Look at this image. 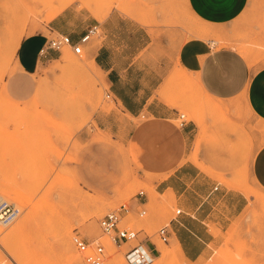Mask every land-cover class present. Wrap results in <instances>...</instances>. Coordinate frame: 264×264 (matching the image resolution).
<instances>
[{
	"label": "rangeland",
	"instance_id": "rangeland-1",
	"mask_svg": "<svg viewBox=\"0 0 264 264\" xmlns=\"http://www.w3.org/2000/svg\"><path fill=\"white\" fill-rule=\"evenodd\" d=\"M250 2L256 10L245 23L254 31L237 38L248 39L240 51L257 69L264 66V0ZM63 8L98 22L100 14L114 9L125 17L139 16L153 24L151 35L161 40L170 62L187 39L219 42L183 0H0V202L19 211L11 224H0V264H70L60 246L65 230L81 264L83 257L71 241L74 234L101 244L107 264H126L124 254L135 243L116 246L99 227V220L121 205L133 209L120 227L140 231L138 240L147 242L152 264H186L172 240L165 245L155 236L182 208L167 194L155 193L156 179L142 165V157L149 156H142L129 138L130 130L146 118L121 114L106 97L103 76L84 49L76 55L63 48L60 58L31 75L17 70L14 57L21 39L46 32L44 25ZM64 54L67 62L61 60ZM186 78L174 65L165 94L185 122L196 127L184 161L193 162L219 189L210 195L205 213L244 214L241 226L232 229L217 253L212 248L205 264H264V191L250 177L251 160L264 145V123L253 118L243 98L207 100L184 84ZM180 122L172 123L180 129ZM140 191L146 204H136ZM141 209L143 217L137 215ZM6 234L10 240L3 246Z\"/></svg>",
	"mask_w": 264,
	"mask_h": 264
},
{
	"label": "crops",
	"instance_id": "crops-1",
	"mask_svg": "<svg viewBox=\"0 0 264 264\" xmlns=\"http://www.w3.org/2000/svg\"><path fill=\"white\" fill-rule=\"evenodd\" d=\"M149 1L159 4L164 0ZM183 3L189 13L211 28L218 43L213 45L201 38L187 39L178 45L170 62L161 40L155 41L151 35L153 24L142 21L139 16L125 17L116 9L100 14L97 8L96 13L101 15L98 22L94 18L86 20L80 13L65 7L44 25L47 33L24 35L14 60L18 71L34 74L40 65L62 55L53 51L42 55L48 39L66 35L78 43L87 30L96 28L82 48L102 74L106 95L121 114L134 119L146 118L130 130L129 138L142 151V156H149L142 157V165L156 179L153 181L155 193L167 194L182 208V213L169 223L171 245L178 247V255L186 264H205L210 260L212 248L217 253L232 229L241 226L244 214L205 213L210 195L219 193V189L193 162L184 161L191 152L196 127L193 122H184L180 129L174 127L172 122L180 114L173 100L165 94L166 81L175 65L180 73L188 76L184 84L207 100L243 98L253 118L264 123V67L250 66L240 51L241 44L248 39L237 38L239 33L251 36L254 31L253 26L245 23L256 10L253 2L183 0ZM151 46L157 50H147ZM226 71L232 75L224 82ZM202 175V182L198 181ZM250 177L253 184L264 191V145L251 160ZM146 200L144 194L141 199L136 198V203L143 205ZM238 232L242 238L243 231ZM144 243L147 245L146 241Z\"/></svg>",
	"mask_w": 264,
	"mask_h": 264
},
{
	"label": "built area",
	"instance_id": "built-area-1",
	"mask_svg": "<svg viewBox=\"0 0 264 264\" xmlns=\"http://www.w3.org/2000/svg\"><path fill=\"white\" fill-rule=\"evenodd\" d=\"M95 31V27L87 30L78 43H74L70 37L66 35H57L54 38L48 39L41 51L42 55H45L49 51L58 53L61 52L63 48H70L74 54L79 55L83 50L82 45L94 35ZM77 49H79V51H77ZM106 97L109 99L108 95H106ZM178 119L181 121V127L185 122L184 115H179ZM143 196L144 192L140 191L136 197L137 199H141ZM132 209L131 206L121 205L117 210L105 214L99 220V227L104 234L111 238L116 246L130 244L131 242L135 243L130 246L124 254L126 264H152L153 257L146 248L144 240H138L140 231L120 227L121 221L124 217L129 215ZM18 213V209L13 204L5 201L0 202L1 225L7 226L11 224L18 217ZM145 213L146 211L142 209L137 211L139 217H143ZM181 213L180 209L176 210L174 217L179 216ZM155 236L159 242L165 245L168 244L170 240L168 226L159 228L156 231ZM71 241L75 250L82 255L85 264H107V256L104 247L101 244L89 243L78 234H74Z\"/></svg>",
	"mask_w": 264,
	"mask_h": 264
},
{
	"label": "bare ground",
	"instance_id": "bare-ground-1",
	"mask_svg": "<svg viewBox=\"0 0 264 264\" xmlns=\"http://www.w3.org/2000/svg\"><path fill=\"white\" fill-rule=\"evenodd\" d=\"M205 31H206V29H205ZM210 32V31H209ZM212 32V31H211ZM199 37H200V35H199ZM252 55V54H251ZM257 57H259V56H257ZM254 58V57H253ZM67 59H68V56L66 55V54H64L62 57H61V60L62 61H65V62H67ZM93 60V59H92ZM252 63V62H251ZM264 67V66H263ZM38 169H39V167H38ZM67 180V179H66ZM89 196V195H88ZM14 231V230H13ZM1 232H3L2 231V229H0V234H1ZM10 233V236L12 235V233L11 232H9ZM8 233V234H9ZM8 234H6V236L8 235ZM6 236H4L3 238H5V241H4V239L1 241V244L4 246L5 244L4 243H7L8 244V242H6V239L8 238L9 240H10V237H6ZM0 238H1V236H0ZM60 246H61V248L63 249V251L66 253V255H67V259H66V261L68 262V263H70V264H81L80 263V260H79V258H78V256L74 253V251H73V249H72V246H71V244H70V240H69V231L68 230H65V231H63L62 232V234H61V239H60ZM7 249H9V247L7 246L6 247ZM173 248L179 253V249H178V247L175 245V244H173ZM118 264V263H117Z\"/></svg>",
	"mask_w": 264,
	"mask_h": 264
},
{
	"label": "snow or ice",
	"instance_id": "snow-or-ice-1",
	"mask_svg": "<svg viewBox=\"0 0 264 264\" xmlns=\"http://www.w3.org/2000/svg\"><path fill=\"white\" fill-rule=\"evenodd\" d=\"M77 51H79V49H77ZM230 75H232V73L226 71L225 72V75L223 76V81L224 82H227V80H228V78H229Z\"/></svg>",
	"mask_w": 264,
	"mask_h": 264
}]
</instances>
